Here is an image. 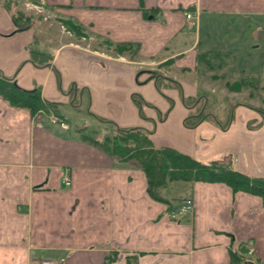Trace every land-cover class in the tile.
<instances>
[{"label": "crops", "instance_id": "1", "mask_svg": "<svg viewBox=\"0 0 264 264\" xmlns=\"http://www.w3.org/2000/svg\"><path fill=\"white\" fill-rule=\"evenodd\" d=\"M44 9L135 48L115 58L51 30L49 53L35 52V37L50 30L24 17L15 23V6L0 0V75L54 104L32 115L0 96V264L55 258L59 264H232V254L264 264L260 196L222 182L175 181L161 191L167 202L156 200L142 170L100 147L106 135H85V126L71 130L63 115L65 108H84L112 133L142 128L157 147L264 177V122L248 127L244 117L256 115L241 110L237 124L224 130L214 125V112L189 127L184 119L199 116L197 106L182 102L208 103V94L229 87L253 98L254 78L240 76L243 65L226 59L233 41L200 45L199 29L206 15L224 21L232 11L264 14V0H44ZM190 25L193 34L186 32ZM49 56L48 64H34ZM149 61L163 70L157 78ZM179 76L180 90L157 85L159 77L176 82ZM52 115L66 130L42 123ZM185 198L192 213L171 216Z\"/></svg>", "mask_w": 264, "mask_h": 264}, {"label": "rangeland", "instance_id": "2", "mask_svg": "<svg viewBox=\"0 0 264 264\" xmlns=\"http://www.w3.org/2000/svg\"><path fill=\"white\" fill-rule=\"evenodd\" d=\"M4 2L8 5L10 4L12 7L15 6L16 15H18V13H22L25 17H29V20L33 19V22L36 23V25L50 30L46 36L41 37L42 39H40V36L35 37L36 41L34 42L33 48H31V50L35 52L44 51L45 53H49V45H53L54 39V34L51 33V30L64 32L67 37L72 40V42L78 41L80 43L87 44L95 49L103 50L104 54L115 58L120 57L121 53L127 52L119 51L115 43H110L101 37L90 35L88 30L83 29L82 27L81 35L78 36L75 32L73 33L71 31V26H78V24L72 19L67 20L64 17H58L52 13H48V11L44 9V2L41 3V5H37L36 3L32 4L29 0H4ZM220 5L225 4L221 2ZM235 13L236 11H232L224 16H221L224 21L205 14L206 17L204 16V18H202L199 29L200 45L208 42L216 45L221 39H223L224 42L233 41L232 46L235 49L226 54V59H233L236 62H240L244 67L241 71L243 75L240 76L247 77L248 75L253 77L254 85L258 88L257 92L253 89V98H249L247 94L240 93L238 90L229 89L231 87L227 89L229 93L226 90L221 92L222 90L218 89L217 92L212 93L211 95L206 94L209 96L208 103H206V101L200 103L202 106L199 104L200 106L198 105L196 111L200 108L201 112L203 111V114H205V117L207 116L209 120L212 119L211 115L215 113L216 117H213L215 120L214 125L222 130H224L232 121L237 124V115L241 110L242 112L248 111L256 115L255 117H244L248 127L256 128L260 125V123L264 122V14L238 16ZM185 17L187 18V16ZM193 30L194 29H192L190 25L187 27L186 32L193 34ZM39 34L40 33L38 32V35ZM42 43H44V45ZM134 48V46H130L129 49L134 50ZM228 49H230V47H228ZM148 63L147 67L150 69L149 71L152 74V71L154 70V76L157 78V73H159L158 71L162 72L163 70H161V67L159 68L155 67V65L153 66L152 61H149ZM247 68L250 69L248 70ZM183 77L184 76H179L175 79L176 82H168V79L159 77L157 85L161 90H163L164 88H167L164 83H171V88L173 87V89L180 90V80L182 81ZM210 86H213V84H210ZM135 99L138 102H143L137 95L135 96ZM197 100L198 98L191 99L186 97V104L183 105L188 107V104L191 102L192 105L195 106ZM65 109L66 110L62 112L71 130L77 128L78 126H85L83 133L88 136L99 137L101 135L108 136L112 134V130H109L107 126L106 129H102L103 126L94 122V120L87 115L84 108H81V110H73L70 108ZM259 118H261L262 122H260L261 120L259 121ZM190 120L193 121V117L192 119H189V121ZM87 121L88 123H86ZM42 123L57 132L58 129L66 130L56 124H52L49 118H44ZM60 134H64L63 131H61ZM226 154L228 153H225L224 155L221 154L216 160L222 159V157ZM54 260L57 262L59 261L56 258ZM250 263L255 264L254 262Z\"/></svg>", "mask_w": 264, "mask_h": 264}, {"label": "trees", "instance_id": "3", "mask_svg": "<svg viewBox=\"0 0 264 264\" xmlns=\"http://www.w3.org/2000/svg\"><path fill=\"white\" fill-rule=\"evenodd\" d=\"M22 17L29 19L22 13H18L13 16L14 22L17 23ZM26 23L21 27L26 26ZM71 29L78 36L82 34L79 25H73ZM130 46L128 44L116 45L121 52L128 51ZM49 60L50 56L39 62L33 61L34 64H48ZM12 80L0 75V96L10 105L25 107L32 115L39 110L48 112L47 109L54 105L43 101L37 89H21ZM250 85L253 86L252 83ZM183 103L186 104L185 98H183ZM188 106H192V103L190 102ZM196 106L198 107L197 104ZM192 117L193 121H189ZM202 117L190 113L185 117L184 124L192 127ZM98 143L109 155L116 156L123 162H131L133 166L142 170L146 177V190L156 200L167 202V199L161 197V191L169 182L175 181L184 183L222 182L234 191L257 195L264 200V177L249 175L220 161L203 162L170 147H157L151 142L149 132L142 128H116L111 135H106L104 140ZM231 256L232 264H251L237 254Z\"/></svg>", "mask_w": 264, "mask_h": 264}, {"label": "built area", "instance_id": "4", "mask_svg": "<svg viewBox=\"0 0 264 264\" xmlns=\"http://www.w3.org/2000/svg\"><path fill=\"white\" fill-rule=\"evenodd\" d=\"M43 2H44V0H37L36 4L41 5V3H43ZM186 16H187V18L191 17L190 14H186ZM50 121H51V123L57 124L62 128H66V123L60 117L52 115L50 117ZM63 183L65 185H68V184H70V181L68 178H65L63 180ZM192 208H193L192 201L190 199H185L182 202V204L177 208V210L171 212V216L174 217V216L188 215L192 212ZM32 264H57V263L53 260L41 259V260L33 262Z\"/></svg>", "mask_w": 264, "mask_h": 264}, {"label": "flooded vegetation", "instance_id": "5", "mask_svg": "<svg viewBox=\"0 0 264 264\" xmlns=\"http://www.w3.org/2000/svg\"><path fill=\"white\" fill-rule=\"evenodd\" d=\"M200 105L202 106V104H200ZM200 105H199V106H200ZM196 113H197V115H201V116H203V117L205 116V114H203V112H201V109H200V108H199V110H198ZM203 117H202V118H203ZM32 263H33V262H32Z\"/></svg>", "mask_w": 264, "mask_h": 264}]
</instances>
